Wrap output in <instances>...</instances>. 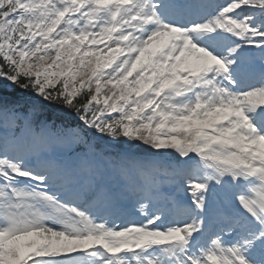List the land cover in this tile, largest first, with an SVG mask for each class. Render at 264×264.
I'll list each match as a JSON object with an SVG mask.
<instances>
[{"label":"snow or ice","instance_id":"obj_1","mask_svg":"<svg viewBox=\"0 0 264 264\" xmlns=\"http://www.w3.org/2000/svg\"><path fill=\"white\" fill-rule=\"evenodd\" d=\"M0 264H264V0H0Z\"/></svg>","mask_w":264,"mask_h":264}]
</instances>
